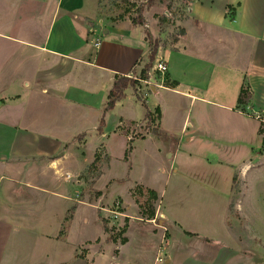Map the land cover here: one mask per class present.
<instances>
[{"label":"crops","instance_id":"1","mask_svg":"<svg viewBox=\"0 0 264 264\" xmlns=\"http://www.w3.org/2000/svg\"><path fill=\"white\" fill-rule=\"evenodd\" d=\"M183 7L179 34L168 44L159 43L157 53L167 63L164 78L155 75L156 85L139 97L136 86L145 85L129 86L125 98L105 111L116 76L140 75L150 52L147 32L155 38L165 19L144 13V25L124 17L104 27L95 0H0V264L128 263L120 254L129 244L134 221L142 218L129 217L127 242L113 246L117 254L89 247L79 257L76 245L92 239L77 243L72 222L67 236H59L75 203L68 179L80 177L92 163L80 147L104 144L111 163L112 133L132 146L128 160L122 155L128 171L109 175L112 164L105 159L100 177L117 184L127 181V190L143 185L161 196L170 174L160 165L170 159V169L180 152L175 147L182 146L183 159L197 168L186 174L190 188L181 178L174 193L196 190L208 207L195 208L189 217L200 221L192 227L171 207H161L159 214L171 224L165 263H171L177 249L190 256L197 244L219 242L203 228L216 229L212 224L225 222L234 177L243 180L257 168L250 164L262 143L264 116L258 113L264 115V0H184ZM243 86L250 92L244 108L238 106ZM157 107L160 118L149 120L147 112L155 117ZM109 116L116 121L112 131ZM146 121L156 123L157 133L147 129L133 136L134 127ZM138 142L146 146L140 155ZM152 157L158 160L149 169L144 161ZM206 165L218 173L204 172ZM61 176L68 190L64 199L71 205L46 208L57 218L49 231L44 204L58 202Z\"/></svg>","mask_w":264,"mask_h":264},{"label":"rangeland","instance_id":"2","mask_svg":"<svg viewBox=\"0 0 264 264\" xmlns=\"http://www.w3.org/2000/svg\"><path fill=\"white\" fill-rule=\"evenodd\" d=\"M45 1L50 2V0ZM95 1L97 2V13L104 19V27L122 20L124 17L132 20L133 17L137 16L139 8L142 9L143 18L144 13L155 14L160 18H164L165 20H162L157 36L153 38L150 34L151 41L157 42L158 45L161 42L164 44L172 42L176 35L179 34L180 28L177 25V21L185 14V10H183L184 0ZM148 61L147 57L141 65H145ZM128 78L131 79L130 77ZM143 85L146 86H144V91L149 90L146 84ZM135 94L139 97L137 88ZM256 113L258 112L252 114L255 116ZM258 114L261 117L264 116L260 113ZM262 121L260 126L263 130L262 143L257 149L256 158L250 164L257 168H253L244 176L243 180L238 181L237 177H234L237 181L233 186L229 212L226 216L227 220L225 218L224 223L212 224V226H218L216 229L203 228L205 231L218 236L219 242L216 241L212 245L206 244L204 247L197 244L190 256L183 253L184 249H182V253L180 249H177L174 259L170 264H264V120ZM114 124H116L115 117L109 116V130L112 131ZM155 125V122L146 121L140 127L135 126L132 134L133 136H141L147 129L152 131L156 129ZM127 129H130V126ZM82 138L80 137L79 144L82 143ZM90 143L85 149L81 146L80 151L82 152L80 153L83 155V151L85 150L86 155L90 156V160L92 159V163L85 165V169L80 177L72 176L71 179H68L69 182H72V186L70 187H72L71 191L73 195L71 196L74 198L75 203L68 210L63 220L59 236H67V231L72 222L73 239L77 243L83 241L86 237H91L92 239L85 244L76 245L79 257H85L89 252V247H91L92 251L111 249L107 253L108 255L112 252L117 254L113 250V246L119 242L121 243L122 237L126 238L124 234L118 235L120 228L126 223L128 229L129 217H139L142 218V221H134L129 244L124 247L123 254H120V257L123 256L128 261L127 264H152L154 258H156L154 264H168L165 263V257H167L166 253L169 250L168 240L171 224L162 219L159 211L161 207H171L177 213V217L182 216L183 221L189 227L196 225L200 221L196 222L195 217H189L195 215V208L205 209L208 207L198 200L196 190L183 191L180 194L174 193L175 182L181 178H183V184L188 189L190 188L192 180H187L188 176L186 174L188 171H196L197 168L187 164L183 159L182 146L175 147L180 152L178 157L174 159L170 169V159L163 160L160 165L161 168L168 170L170 174L164 191L161 196L159 195L158 199L151 200L147 191L140 190L137 184L127 190V181L118 182L117 184L115 179L109 180L106 176L101 179L100 177L101 170L105 166V163H103L105 159H107L109 166L112 164L109 175L112 174L115 177L122 176L128 171L129 165L124 159L128 160L132 151L130 143L124 142V138L120 134L112 133L108 143L113 154L111 163L104 144L94 149L92 148L93 142ZM136 146L138 155L146 148L142 142H138ZM175 148L171 149V151L174 152ZM122 155H124V159ZM157 160L158 158L156 160L153 157L150 160L147 158L144 163L149 169H153L157 164ZM136 163L139 165V172L142 171L141 160ZM164 163L168 165L165 167ZM203 170L214 175L218 173L214 167L209 165H206ZM64 176L68 177L67 174ZM64 179L61 176V184L58 189L61 195H59L58 202L54 201V205L50 204L49 206L44 204L45 215H43V220L45 228L49 231L55 228L57 218L54 217L55 215H52L50 210L47 213L46 208L59 207L62 210L64 207H68L69 204L71 205L63 196V194L68 192L66 183H62ZM46 183H49V186H51L50 181H45ZM54 198L57 200V197L54 196ZM212 199L222 201L223 198L212 196ZM212 202L215 207L220 206L216 205V202L213 200ZM148 207L155 208L154 217H156L158 225L152 223L143 214V212L147 211ZM218 210L221 211V209ZM217 215H219L218 211L214 213V217L217 218ZM126 218L128 221L125 220ZM104 221H106L108 231L104 228ZM163 225L166 227L165 231ZM115 236H117V239L113 240L112 237ZM233 252H235L234 255L236 256L231 254ZM227 256H229V259H227Z\"/></svg>","mask_w":264,"mask_h":264},{"label":"trees","instance_id":"3","mask_svg":"<svg viewBox=\"0 0 264 264\" xmlns=\"http://www.w3.org/2000/svg\"><path fill=\"white\" fill-rule=\"evenodd\" d=\"M132 22H133V24H141V25L144 24V18L142 17V9L141 8L138 9L137 16L132 18ZM181 32H184V30L181 29ZM147 38L149 39V42H150V52L148 54V60L149 61L144 65L143 69L141 70L140 76L142 79H146L148 77V73L152 67V62L155 60V57H156V54L158 51V47H159L157 42L151 41V36H150L149 32H147ZM136 84H137V80H135L133 78L129 79L127 76H122V75L116 76V78L113 82V85H112V87L109 91V94H108V99H107V102L105 105V111H108V110L114 108L117 101H120L123 98H125L126 89L129 86H136ZM249 100H250V92H249L248 88L243 86L241 88V91L239 94L238 106L244 108L247 105V103L249 102ZM154 113H155V117H152L153 116L152 113L150 111H148L147 112V118L149 120H154V121L159 119L161 116L160 108L157 107L155 109ZM103 123H104V120L101 119V125L98 127V133L99 134L102 133ZM153 131H154V133H157V129H154ZM259 132L261 134L263 133V130L261 127L259 128ZM138 187L140 190L147 191L148 196L151 200L158 199V195H157L155 190L144 187L142 185H138ZM143 214L145 215V217L147 219H151L155 215V208L154 207H148L147 211L143 212ZM125 220L128 221L127 218ZM104 228L106 231H108V226L106 224V221H104ZM126 229H127V224L125 223L120 228L118 235L124 234V232H126ZM112 239L116 240L117 236L112 237ZM125 242H127V238L122 237L121 243H125Z\"/></svg>","mask_w":264,"mask_h":264},{"label":"built area","instance_id":"4","mask_svg":"<svg viewBox=\"0 0 264 264\" xmlns=\"http://www.w3.org/2000/svg\"><path fill=\"white\" fill-rule=\"evenodd\" d=\"M96 44L98 45V40L96 41ZM167 72V63L165 62V59L163 56H161L159 53L156 54L155 60L153 62V65L148 73V77L146 79H142L140 75H135V74H129L128 77L133 78L135 80H137V84H146L148 86L149 89H151L152 86L156 85L155 82V75L157 76H161L162 78H164V75ZM161 86L162 84H157V86ZM144 86H139L137 85V93L138 95H142L144 93V95L146 94L144 89ZM259 118V116H257ZM161 215V214H159ZM152 223L157 224L156 223V217H153L152 219H150ZM158 225V224H157ZM160 225V224H159ZM163 229L164 231L166 230V227L163 225ZM160 259V258H159ZM162 260V259H161Z\"/></svg>","mask_w":264,"mask_h":264}]
</instances>
